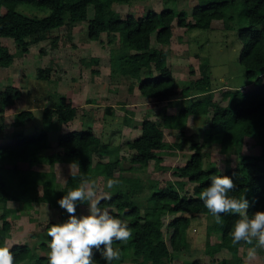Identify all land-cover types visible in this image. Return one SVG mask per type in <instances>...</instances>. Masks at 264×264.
Returning <instances> with one entry per match:
<instances>
[{
    "label": "trees",
    "instance_id": "1",
    "mask_svg": "<svg viewBox=\"0 0 264 264\" xmlns=\"http://www.w3.org/2000/svg\"><path fill=\"white\" fill-rule=\"evenodd\" d=\"M130 1L0 0V67H8L20 55L27 56L31 47L38 43L57 48L59 29L73 23L86 22L87 38L91 41L100 40L104 33H116L120 46L110 50V75L134 78L135 81H129L128 90H136L147 101L148 107L162 105L158 110H164L162 119L145 117L141 120L139 134L125 142L128 155L121 157L130 163L132 170H140L152 160L163 169V150L169 146L164 140V127L180 128L182 137L172 147L183 149L190 145L193 151L183 164L172 168L177 178H150V191L141 201L136 195L144 187L142 179L124 175L120 157L104 160L105 156L118 155V147L96 134L90 125L58 132L54 142L50 139L54 124H68L75 118L76 107L70 99L59 96L57 101L45 106L39 130L25 131L24 125L33 118V112L20 110L9 121L0 122V246L7 245L12 227L9 219L15 209L29 211L31 215L37 212L35 205L46 204L58 212V218L48 222L46 227L63 222L68 213L59 206L58 200L79 186L82 179L102 176L118 179L120 184L106 189L111 193V199L103 200L101 207L110 209L111 214L124 221L132 231V238L126 244L114 243V248L120 249L121 258L112 264H121L128 259L132 264H200L199 260L176 261L187 248L188 238L193 237L197 225L205 227L204 252L209 256L206 264H227L226 258L217 257L221 251L246 260L247 249L238 252L246 244L234 247L231 243L230 232L238 217L224 215L222 224L215 223L199 193L210 184L212 176L227 175L237 185L230 195L242 197L245 193L250 205L249 215L264 211V0H197L192 6L191 19L184 10L170 6L160 11L151 9L139 16L114 8L128 5ZM33 9L37 12L45 10L46 14L39 16ZM214 23L226 30L236 28L242 43L239 62L253 86L239 99L234 92L226 105L213 99L214 89L203 59L201 73L196 75L191 70L188 85L179 93L168 63V45L174 39L175 27L208 29ZM153 37L160 47L153 45ZM2 40L12 41L16 51L10 52ZM38 51L46 54L44 46H39ZM81 62L96 65L99 57H82ZM96 67L91 69L93 73H98ZM51 69L50 65L39 66L35 77L50 79ZM21 95L18 86L4 83L0 89V114L3 115L6 106L12 105ZM197 95L202 97L192 98ZM173 96L176 98L172 99ZM162 102L165 104H160ZM175 103L180 105L178 111L166 113V109ZM110 109L108 106L105 112L109 113ZM199 115H206L203 134L208 144H204L206 141L203 143L196 132L188 134L184 130L188 119H199ZM123 120H128L125 113ZM4 126L20 128L8 132L4 131ZM246 138H256L258 152H242ZM211 144L217 145L219 152L229 154L222 169L217 165H204L202 149ZM235 153H239V159L232 163L231 157ZM56 162L72 165L75 170L58 173L33 168L38 163ZM59 177L62 178L60 181ZM188 184H192V194L188 193ZM10 201L17 205L16 208L7 206ZM168 215L171 218L164 223L163 217ZM200 217L204 224H197ZM217 236L216 240L214 237ZM49 241L47 236L35 243L36 249L43 253L34 250L35 246L32 248L26 240L12 243L15 264H48ZM235 262L233 264H237ZM93 264H106L99 251L94 250Z\"/></svg>",
    "mask_w": 264,
    "mask_h": 264
},
{
    "label": "rangeland",
    "instance_id": "2",
    "mask_svg": "<svg viewBox=\"0 0 264 264\" xmlns=\"http://www.w3.org/2000/svg\"><path fill=\"white\" fill-rule=\"evenodd\" d=\"M196 4L197 0H131L128 5H116L114 8L117 10L123 9L135 16H139L151 9L160 11L163 7L170 6L184 10L188 18L191 19L192 6ZM34 11L39 16L46 14L45 10ZM173 23L175 25L176 21ZM58 36L57 48H51L48 43H38L31 47L27 56L20 55L8 67H0V89L4 83H7L16 85L22 90L21 97L12 105L6 106L3 113L4 116L0 114V122L9 121L16 112L27 109L33 112V118L24 125L25 131L39 130L42 126L43 108L57 101L59 96H65L76 107V116L68 124H54V129L50 132V139L53 142L58 132H67L71 129L84 128L90 125L96 134H101L105 141L112 146L118 147V155L114 153L112 156H105L104 160H114L120 157L123 174L126 176H137L142 179L144 187L136 195L137 200L142 201L143 196L150 191V185L148 184L150 178H167L170 180L177 178L173 175L172 168L183 164L193 151L189 148L190 145H186L183 149L172 147L182 137L180 128H163L164 140L169 144V146L164 148L162 154L163 161L161 164L164 167L163 169H159L157 167L158 164L152 160L144 168L132 170L129 167L130 163L121 157L122 155H128L125 142L139 134L141 120L145 117L151 120L162 119L164 110H158L162 105L159 107H148L147 101L140 97L136 90L132 92L128 90V83L129 81H135L134 78L129 79L122 75H110V50L118 49L120 46L116 33H104L100 40L91 41L87 38L86 22L80 21L61 27ZM2 43L9 46L10 52L16 51V45L12 41L2 40ZM152 43L154 46L160 47L159 44L154 42V37ZM39 46H44L45 55L39 53ZM168 49L170 50L168 63H170L176 79V90L178 93L188 85V76L191 70L196 75L201 73L200 65L202 59L207 65L206 71H209L210 74L212 88L214 89L213 99L221 104L226 105L234 92H236V95L238 94L236 99H239L244 96L247 90L253 88L252 84L246 79L244 67L239 62L242 43L237 37L236 28L226 30L218 23H214L208 29L186 30L175 27L174 39L168 45ZM89 56L99 57V63L87 65L81 62L82 57L88 58ZM45 65L52 67L50 79L39 80L35 77L36 69ZM94 67L98 69V73L91 71ZM137 85L136 83L135 89ZM223 95L226 96L227 100L224 99ZM198 97L201 98L202 96L197 95L192 98L196 99ZM175 98L176 96L172 97V99ZM188 101H185V104ZM160 104L165 103L162 102ZM108 106L111 109L109 113H106L105 108ZM179 107L180 105L175 103L166 109V113L177 112ZM124 113L128 116L127 122L123 120ZM198 117L200 118L194 119L190 117L184 130L188 134L196 132L204 143L206 140L203 130L206 115H199ZM16 128H20V126H4V131L9 132ZM204 144H208V142L206 141ZM258 150L259 145L256 142V138L245 139L242 147L243 153L253 154L258 152ZM202 151L205 166L212 164L217 165L221 169L226 164L225 160L229 156V154L219 152L218 146L214 144L205 146ZM45 152H50V150ZM231 158H233L232 163L238 161L239 153L233 154ZM33 168L58 173L62 170L67 172L75 170L72 165L60 162L54 164L38 163L33 165ZM60 179L62 178L59 177V181ZM90 180H95L98 187L106 191L107 178L92 176ZM187 188L188 193L192 194V184H188ZM7 206L16 208L17 205L10 201ZM34 208L37 212L31 215L29 211L18 212L15 209L9 219L12 227L6 243L11 245L12 243L26 240L32 248L35 246L34 250L43 253L42 250L36 249L37 244L48 236L47 230L50 226L46 227V225L51 220L56 219L58 212L56 209L48 208L46 204H38ZM85 212L86 206L80 205L77 215ZM200 216L205 219H211L208 216ZM201 217L196 220L197 224H204ZM169 218H171L170 215L164 216V223ZM1 222L0 219V225ZM197 226L198 228L193 232V237L188 238L187 248L184 249L176 261L199 260L200 264H206L209 260V256L204 252L206 234L203 230H205V227ZM214 238L217 240L218 236ZM247 246V244L242 246L238 252L248 249ZM44 253H47V251ZM217 257L226 258L225 263L227 262V264H233L235 261L237 264H241L242 261L245 264L246 261H241L239 256L234 257L231 253L226 254L225 251L219 252ZM121 264H132V262L128 259ZM252 264H264V249H258L257 258Z\"/></svg>",
    "mask_w": 264,
    "mask_h": 264
},
{
    "label": "clouds",
    "instance_id": "3",
    "mask_svg": "<svg viewBox=\"0 0 264 264\" xmlns=\"http://www.w3.org/2000/svg\"><path fill=\"white\" fill-rule=\"evenodd\" d=\"M119 184L118 179H108L105 187L111 190ZM236 188L231 177L214 175L199 198L217 224L223 223L224 215L238 217L230 232L231 243L234 247L241 243L249 245L245 264H252L258 249H264V211L249 215L250 205L245 193L242 197L230 195ZM109 199L111 193L100 189L95 180L82 179L79 186L58 200L68 218L52 223L47 230L50 237L48 264H93L94 250L100 252L106 264L120 260V249L114 248V243L126 244L132 238V231L124 221L112 215L110 209L101 207V202ZM78 205H85L86 212L77 215ZM0 264H15L10 245L0 246Z\"/></svg>",
    "mask_w": 264,
    "mask_h": 264
}]
</instances>
